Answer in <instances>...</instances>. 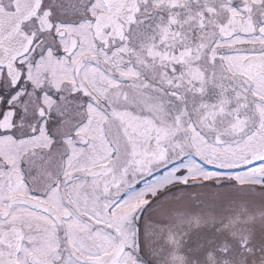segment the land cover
<instances>
[{
	"label": "snow or ice",
	"instance_id": "1",
	"mask_svg": "<svg viewBox=\"0 0 264 264\" xmlns=\"http://www.w3.org/2000/svg\"><path fill=\"white\" fill-rule=\"evenodd\" d=\"M0 264H264V0H0Z\"/></svg>",
	"mask_w": 264,
	"mask_h": 264
}]
</instances>
